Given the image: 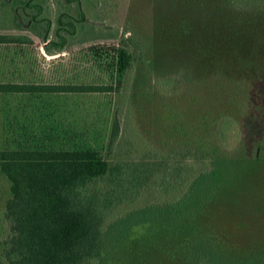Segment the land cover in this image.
Here are the masks:
<instances>
[{"label":"rangeland","instance_id":"obj_1","mask_svg":"<svg viewBox=\"0 0 264 264\" xmlns=\"http://www.w3.org/2000/svg\"><path fill=\"white\" fill-rule=\"evenodd\" d=\"M218 4L223 9H218ZM45 6L52 28L62 12L78 17L76 6L66 5L64 0H46ZM233 7L221 0H82L84 19L77 22V34L68 37L63 52L47 55L43 42L26 28L27 20L0 0V34L32 41L27 45L0 44V81L114 87V91L103 93L0 97V147L16 125L6 118L25 123L23 126L36 132L56 119L77 132V144L98 150L111 166L121 167L116 182L105 175L85 188L87 192L109 193L115 201V216L167 201L166 193L181 181L179 173L209 169L210 156H215L206 151L196 154L197 142H188V128L200 133L199 107L219 102L213 81L200 79L218 67L250 72L264 57V28L230 30L227 20L236 13ZM238 23L242 25L243 20ZM89 27L102 37L89 39V31L82 38ZM81 38L85 40L81 42ZM108 47L128 55L124 73L110 72L105 62L93 60L94 50ZM219 97L228 98L226 94ZM10 107L14 112L7 113ZM114 121L118 134L111 141ZM244 121V117L229 125L222 121L220 139L213 143L216 154L253 157L245 152ZM256 147L251 151L264 160V142ZM204 153L209 157L201 155ZM246 171L234 174L239 196L235 208L257 213L243 230L247 236H264V162ZM8 197V182L0 174V264H7L2 248L8 236L3 217ZM241 242L243 246L263 243L261 236Z\"/></svg>","mask_w":264,"mask_h":264},{"label":"trees","instance_id":"obj_2","mask_svg":"<svg viewBox=\"0 0 264 264\" xmlns=\"http://www.w3.org/2000/svg\"><path fill=\"white\" fill-rule=\"evenodd\" d=\"M2 1L27 20L26 28L43 42L47 55L63 52L69 45L68 37L77 34V24L84 19L82 0H64L66 5L76 6L78 17L62 12L56 16L54 28L47 15L46 0ZM221 2L232 4L236 12L227 20L230 30L242 27L253 32L264 28V0ZM217 8L216 13L220 14ZM239 20H243L242 25ZM89 29L83 31L82 38L89 31V39L102 37L97 29ZM82 38L81 42L85 40ZM31 42L25 36L0 34V44ZM127 59L126 52L119 48L93 52L95 62H105L110 72L119 74L125 72ZM229 69L215 68L200 79L213 81L219 102L199 107L200 133L192 132V127L184 128L191 133L188 142H197L196 154H215L210 156L209 169L188 171L189 175L185 171L179 173L181 181L166 193L167 201L133 208L118 216L114 215L115 201L109 193L87 192L85 188L105 175L116 182L121 173L119 165L111 166L98 150L77 144V132L56 119L36 132L23 126L25 123L6 118L10 125L16 121L12 135L4 137L0 147V174L8 182L9 192L3 211L8 235L2 248L6 263L264 264V236H247L243 232L249 218H256L257 213L235 208L239 196L234 179V174L242 169L251 171L264 162L251 151L264 142V57L250 72ZM112 91L110 84L0 81V97ZM222 94L230 99L220 98ZM6 112L14 109L10 107ZM239 117L247 119L243 123V139L247 143L244 147L253 157L216 154L213 143L220 139L222 121L229 125ZM117 134L114 121L111 141ZM208 153L201 155L208 158ZM260 236L262 245L243 246L241 242Z\"/></svg>","mask_w":264,"mask_h":264}]
</instances>
